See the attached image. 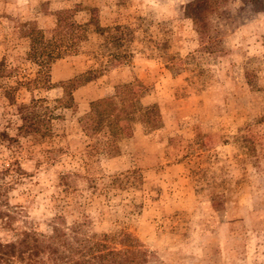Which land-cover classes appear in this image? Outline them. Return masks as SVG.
Listing matches in <instances>:
<instances>
[{
  "label": "rangeland",
  "instance_id": "rangeland-1",
  "mask_svg": "<svg viewBox=\"0 0 264 264\" xmlns=\"http://www.w3.org/2000/svg\"><path fill=\"white\" fill-rule=\"evenodd\" d=\"M190 2L0 0L1 241L78 224L137 239L145 264H264V0L217 1L202 22ZM59 10L126 26V56L108 64L114 45L92 25L51 63L52 86L27 87L41 68L26 28L49 36ZM118 90L133 118L90 110ZM31 98L44 122L21 129Z\"/></svg>",
  "mask_w": 264,
  "mask_h": 264
},
{
  "label": "trees",
  "instance_id": "trees-1",
  "mask_svg": "<svg viewBox=\"0 0 264 264\" xmlns=\"http://www.w3.org/2000/svg\"><path fill=\"white\" fill-rule=\"evenodd\" d=\"M220 0H191L187 6L190 13L200 22L213 3ZM254 2V0H251ZM94 26V31L103 35L106 42H111L114 49L107 53V63L119 60L126 56L121 52L126 40L123 28L126 26H100L95 18L90 17L87 22L81 23L69 17L67 10L56 12V24L47 36L45 31L35 25L29 24L25 36L30 40L27 58L35 62L41 69L37 77L25 81V85L38 81L45 87L52 86L49 70L51 63L58 57L75 49L78 41L82 40L89 29ZM3 63L0 61V67ZM87 73H90L88 71ZM92 79V75L81 74L69 79L67 87L73 89L80 84ZM38 81V82H39ZM63 89L68 98L71 93ZM69 92V93H68ZM119 95L118 102L111 98H101L90 103V110L100 117L114 116L116 118H133L134 100ZM142 91L138 94L142 97ZM60 100V99H58ZM34 99L28 103H20L19 113H25L27 124L23 123L20 128H35L38 123L44 122V118L38 119L33 113ZM144 113L148 124L154 128L161 124L160 113L156 104H143ZM31 109V110H30ZM30 113V114H29ZM1 214V213H0ZM2 216V215H1ZM149 252L141 246L139 241L128 234L115 236L102 233H85L77 224L70 226H53L52 233L42 234L34 230H23L17 233L13 240H0V264H145L149 259Z\"/></svg>",
  "mask_w": 264,
  "mask_h": 264
}]
</instances>
